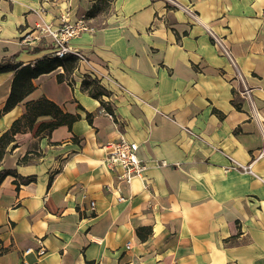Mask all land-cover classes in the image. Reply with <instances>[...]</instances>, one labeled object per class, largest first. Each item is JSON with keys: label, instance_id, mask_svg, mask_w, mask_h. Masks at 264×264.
Wrapping results in <instances>:
<instances>
[{"label": "crops", "instance_id": "0c3cea01", "mask_svg": "<svg viewBox=\"0 0 264 264\" xmlns=\"http://www.w3.org/2000/svg\"><path fill=\"white\" fill-rule=\"evenodd\" d=\"M176 1L197 17L165 0H0V61L34 65L50 56V39L27 46L21 35L84 15L92 32L69 43L112 79L57 67L0 116L1 135L45 97L79 117L38 134L51 120L38 116L6 147L0 264H264V155L252 172L226 168L264 146V0ZM93 5L102 8L89 15ZM13 73L0 72V110ZM119 136L147 163L144 180L120 192L119 168L104 162V143Z\"/></svg>", "mask_w": 264, "mask_h": 264}, {"label": "built area", "instance_id": "2783aa9c", "mask_svg": "<svg viewBox=\"0 0 264 264\" xmlns=\"http://www.w3.org/2000/svg\"><path fill=\"white\" fill-rule=\"evenodd\" d=\"M167 5L173 7L175 9L181 8L185 13H188L190 17L196 18L197 15L194 11L188 7L181 5L176 0H165ZM38 13H43L44 8L40 7L35 10ZM83 32H92V28L88 25L87 19L84 15H80L76 21L71 22L68 18H64L63 21L59 24L53 25L52 23H47L43 20H40L35 23L32 29L23 33L21 38L19 39L20 45L31 46L37 40H41L42 38L48 37L50 39L49 43L52 46V51L50 53L51 56L62 59L67 55H72L77 60V67L79 68L81 65L83 66V72L91 73L96 78L106 77L109 80H112L107 74L101 73L96 68H93L89 61L85 58L82 51L72 45H70L69 41L72 38L78 37ZM215 41H217L216 37H214ZM219 42V41H217ZM220 44V42H219ZM223 51L227 56L228 51L225 47H223ZM114 83L122 90L127 92L128 94L134 96L126 87L120 86L118 83L114 81ZM241 93L244 96L249 97V89L243 84V89ZM136 97V96H134ZM105 108V107H104ZM103 108V109H104ZM104 111H106L104 109ZM109 117H114L112 112L105 113ZM188 132L197 137L198 134L193 133L190 129H187ZM138 144L135 141L128 140L125 137L119 136L115 139H111L110 141H106L104 143L105 148V156L104 162L109 168H119V171L116 174V183L113 186L115 191L120 192L121 185H128L135 178L144 180V169L147 167V163L142 160L140 157H137L136 150ZM264 155V146L257 150L256 153L253 154L252 160L249 163H241L237 162L233 158L229 156L230 163L226 166L227 169H234L237 171L244 172H252L251 164L257 158ZM161 165H166L167 163L163 160L160 161ZM146 186V183L143 184ZM110 189V188H109ZM124 197L121 194H118L117 200L121 201ZM95 203L90 201V209H94ZM36 253L38 255H43L46 249L45 246L42 245L41 239L36 240ZM29 250H32L29 247L25 252L27 253Z\"/></svg>", "mask_w": 264, "mask_h": 264}, {"label": "trees", "instance_id": "16d2710c", "mask_svg": "<svg viewBox=\"0 0 264 264\" xmlns=\"http://www.w3.org/2000/svg\"><path fill=\"white\" fill-rule=\"evenodd\" d=\"M101 4H105L104 0H100ZM102 7L93 5L91 10L88 12L89 15H92L97 9ZM77 66V60L72 55H67L65 58L59 59L53 56H42L40 59L36 60L34 65L29 63L27 64H16L8 60L0 61V72L13 70V78L10 84V92L4 103L3 108L0 110V116L9 111L17 102L21 101L23 97L32 91L33 84L32 79L36 78L41 73H47L51 70L62 67L64 71H71L74 67ZM84 86L87 88L89 85L92 89L89 90V94L93 97L99 96L103 91L98 87L96 81H83ZM27 110L19 118H16L10 125V128L2 132L0 135V160L3 157L4 153L7 151V146L12 143L14 140V135L16 132H24L26 129H30L38 116H48L51 118L49 121L41 122L38 125L36 132L39 134L41 130L50 131L54 127L66 124L69 127L71 124L77 120L78 114H72L69 112H64L57 103L50 101L45 97H40L38 100L31 101L26 103ZM105 107V106H104ZM107 112H112L110 108L105 107ZM88 116V115H86ZM90 118V116H88ZM8 171L0 172V182L3 179L4 175ZM26 178L23 179L26 181ZM137 235L140 240H144L151 233L150 227H137ZM1 245V243H0ZM5 248L1 246L0 252H3ZM89 264H92L89 262Z\"/></svg>", "mask_w": 264, "mask_h": 264}, {"label": "rangeland", "instance_id": "374dc122", "mask_svg": "<svg viewBox=\"0 0 264 264\" xmlns=\"http://www.w3.org/2000/svg\"><path fill=\"white\" fill-rule=\"evenodd\" d=\"M0 250H1V245H0Z\"/></svg>", "mask_w": 264, "mask_h": 264}]
</instances>
